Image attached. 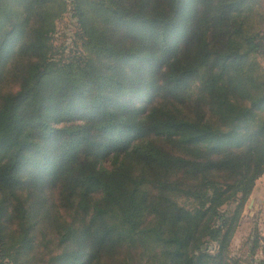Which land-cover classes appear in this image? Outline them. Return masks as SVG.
<instances>
[{
    "label": "trees",
    "instance_id": "trees-1",
    "mask_svg": "<svg viewBox=\"0 0 264 264\" xmlns=\"http://www.w3.org/2000/svg\"><path fill=\"white\" fill-rule=\"evenodd\" d=\"M263 61V0H0V264L242 263Z\"/></svg>",
    "mask_w": 264,
    "mask_h": 264
},
{
    "label": "rangeland",
    "instance_id": "rangeland-1",
    "mask_svg": "<svg viewBox=\"0 0 264 264\" xmlns=\"http://www.w3.org/2000/svg\"><path fill=\"white\" fill-rule=\"evenodd\" d=\"M75 29L74 20L69 15L64 16L57 24L55 42L58 45L59 43H64L66 49H70L73 43L72 39ZM262 65L264 66V61ZM254 226L258 229L261 237H264V176L257 181L254 192L250 196L243 211L240 225L231 241L230 256L233 259L241 257L242 263L240 264H247L245 259L250 254V249L249 247L242 246H244L248 236L252 233ZM262 247H264V244L263 246L260 245L257 249L254 260H264V249Z\"/></svg>",
    "mask_w": 264,
    "mask_h": 264
},
{
    "label": "crops",
    "instance_id": "crops-1",
    "mask_svg": "<svg viewBox=\"0 0 264 264\" xmlns=\"http://www.w3.org/2000/svg\"><path fill=\"white\" fill-rule=\"evenodd\" d=\"M263 4H264V0H263ZM256 186V185H255ZM255 189V188H254ZM254 192V191H253ZM252 196V195H251ZM251 202H252V200H251Z\"/></svg>",
    "mask_w": 264,
    "mask_h": 264
}]
</instances>
